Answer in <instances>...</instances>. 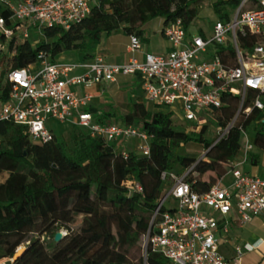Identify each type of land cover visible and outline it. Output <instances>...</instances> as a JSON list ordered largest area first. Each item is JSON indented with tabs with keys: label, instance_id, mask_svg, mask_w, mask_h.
I'll return each mask as SVG.
<instances>
[{
	"label": "trees",
	"instance_id": "trees-1",
	"mask_svg": "<svg viewBox=\"0 0 264 264\" xmlns=\"http://www.w3.org/2000/svg\"><path fill=\"white\" fill-rule=\"evenodd\" d=\"M240 1L219 0L214 7L220 12L221 4L237 7ZM196 3V0H99L91 14L69 30L45 27L35 44L30 38L5 41L4 46L0 45V101L8 97V72L36 63L40 51L57 61L61 53L78 50L83 53L82 60H89L95 57L103 35L118 29L142 36L145 26L156 18H162L164 26L181 18L185 27L190 28L199 15ZM0 15L9 17L11 11L0 5ZM200 33L203 35V30ZM239 100L238 95H226L225 104L215 112V121L220 126H226L234 117ZM250 104L248 99L244 106ZM172 116L167 107L148 109L143 103H134L130 112L116 120L137 125L152 135L149 155L131 149L125 155L116 142L92 137L89 131L75 155H70L56 135L49 142L34 143L25 125L0 121V137L6 144L5 149H0V172H9L0 182V259L9 257L6 264H170L150 245L139 262L129 257L130 248L150 230L157 204L165 187L171 184L169 174L180 175L192 168L188 180L193 189L205 191L216 183L217 177L227 173L241 149L243 131L254 122V143L264 150V110L253 109L244 115L213 146L205 137L208 124L191 134L176 130ZM98 120L104 122L103 117ZM192 140L206 145V157L198 160L175 155V148ZM247 160L259 163L254 156ZM163 172L168 174L166 179L162 178ZM208 172L216 176L212 175L210 181L202 180ZM112 179L137 182L143 190L114 188L110 185ZM79 215H83L82 224L72 229L70 225ZM61 228L68 233L56 242L55 234ZM47 233L52 240L47 239ZM25 242L23 254L12 260Z\"/></svg>",
	"mask_w": 264,
	"mask_h": 264
},
{
	"label": "built area",
	"instance_id": "built-area-1",
	"mask_svg": "<svg viewBox=\"0 0 264 264\" xmlns=\"http://www.w3.org/2000/svg\"><path fill=\"white\" fill-rule=\"evenodd\" d=\"M98 1L0 0V5L11 11L9 17L0 15V45L10 39L30 38L34 31L42 33L45 27L69 30L89 16ZM162 33L172 46L168 53H145L139 59L135 54L142 49L143 41L133 33L127 46L132 55L121 63L102 56L61 63L40 51L36 63L8 72L9 93L0 101V121L25 125L32 142L40 144L54 139L48 119L69 121L88 129L92 137L118 146L137 137L142 141L138 145L140 153L149 155L152 135L134 124L99 121L88 109L93 94L74 90V86L87 88L115 81L119 74L139 75L146 99L193 122V131L211 121L229 94L240 96L244 115L253 109L264 110V0H241L232 14H222L215 20L210 34H189L181 18L166 24ZM79 69L83 72L77 73ZM248 99L251 104L245 107ZM234 123L219 131L220 137L212 146ZM253 147L247 137L244 158L233 160L222 180L203 192L194 190L188 180L192 168L180 175L169 174L171 184L154 211L145 250L150 245L170 264H234V259L220 250V233L227 234L233 221L243 226L255 217L264 218V176L243 169ZM119 149L128 154L125 147ZM167 175L163 172L162 178ZM226 177L228 180H224ZM130 187L143 190L137 182ZM169 199L173 205L167 208ZM259 245V241L246 243L243 248L250 250ZM243 248H237L238 255Z\"/></svg>",
	"mask_w": 264,
	"mask_h": 264
},
{
	"label": "rangeland",
	"instance_id": "rangeland-1",
	"mask_svg": "<svg viewBox=\"0 0 264 264\" xmlns=\"http://www.w3.org/2000/svg\"><path fill=\"white\" fill-rule=\"evenodd\" d=\"M197 7L199 10V15L198 17L194 20L192 25L189 28V33L190 34H197L200 32V30H203V32L210 34L212 32V28L214 25V22L217 18H219L222 14H232L234 12V7L228 4H221L219 6L220 12H216V9L214 7V4L216 2H219V0H196ZM161 26H162V19L161 18H156L150 21L146 25V35L155 37L152 38L153 40H156V38H162L161 35ZM42 36L36 31L30 35V39L33 41L35 44L36 41H39ZM127 38L128 36L124 34L122 29L115 30L112 32L110 35H104L101 40V48H108L114 53H121L123 54L126 49V44H127ZM21 40H17V42H20ZM68 57L72 58V60L75 63H78L80 61V52L78 50H73L71 54ZM107 59H112L111 56L108 55ZM11 64L9 65V67ZM146 105L149 109H154L156 108V105H154L152 102L147 101ZM173 119V125L174 128L178 131H184L193 134V127L196 126L193 124V122L182 120L180 115L176 112L173 113L172 116ZM244 119V113L241 112V102L239 100L238 103V108L236 110V113L234 117L228 122L226 126H228L232 122L236 121H242ZM215 114L211 118V122H208V129L205 134V137L207 139H210L212 143H214L217 139L220 137V132L223 130L226 126H223L215 121ZM47 126L51 130H53L54 134L58 138L59 141L64 143L65 148L67 152L70 155H75L76 149L79 146V143L82 141L83 136L86 132H88V129L77 126L72 124L71 122H61L56 119L50 118L47 121ZM256 126V122H254L249 128L246 129V133H242L241 139H240V145L241 149L236 156L235 160H242L244 158V145L246 142L247 137H249L250 142L254 145L253 149L248 152V157L254 156L257 157L261 162H264V150L261 148L260 144L255 142V129L254 127ZM196 131L201 129L199 126L195 127ZM220 131V132H219ZM142 142L139 138L133 137L132 139H127L122 142V146L131 149L137 153H140V150L138 149V145ZM6 144L3 140L2 137H0V149H5ZM175 155H182V156H190V157H195L196 159L200 160L204 157L207 156V148L206 145L202 143H198L195 141H191L187 144H183V146H179L174 149ZM224 166H227L226 163H224ZM243 169L251 170V172L254 170L253 165L250 162L244 163ZM260 173H264V165H259ZM9 175V172L7 170H4L0 172V182L4 181ZM212 175L216 176V173H211L208 172L204 176L201 177L202 180L210 181L212 178ZM197 176V175H195ZM223 177H217L216 178V183L220 182ZM228 180V177L224 178V180ZM170 184V183H169ZM110 185L114 188H120L123 189L125 187L129 188L131 186V181H126V182H121L118 179H112ZM169 186L165 187V194L167 192ZM164 194V195H165ZM172 200L169 199L166 203L165 206L169 208L172 206ZM83 220V215H79L76 217V220L74 223H72L70 226L72 229H78L80 225L82 224ZM60 232H63L65 235L68 233L66 228H61L59 230ZM38 233L34 234L35 236ZM47 239L52 240L51 234L47 233L45 235ZM44 237L42 238V240ZM145 239L146 236H143L141 239L137 241V243L130 248L129 251V257L135 262H139L142 257L145 255ZM27 242L21 244L20 247H25ZM222 250V247H221ZM9 257H5L0 259V264L5 263Z\"/></svg>",
	"mask_w": 264,
	"mask_h": 264
},
{
	"label": "crops",
	"instance_id": "crops-1",
	"mask_svg": "<svg viewBox=\"0 0 264 264\" xmlns=\"http://www.w3.org/2000/svg\"><path fill=\"white\" fill-rule=\"evenodd\" d=\"M163 23L164 21L162 19V38H156V40L152 39L155 37L146 35L145 26L144 34L142 36L140 35L143 41V47L135 54L136 57L142 59L145 53H168L171 50L172 46L170 42L162 33L164 26ZM126 35L128 38L126 49L123 54L114 53L108 48L103 49L101 48V44H99L95 56H102L105 60L115 63L128 61L132 54L127 50L130 41V34ZM72 51L61 53L57 57V61L61 63H75L72 58L67 55L71 54ZM108 55L111 56L112 59H107ZM82 58L83 53L80 52V61ZM76 72L82 73L83 71L79 69ZM74 90L80 94L85 91H89L93 94V100L88 106V109L94 113L97 118L103 117L104 122L116 121L124 114L130 112L134 103H143L146 105V102L148 101L145 97L142 80L139 75L119 74L115 81H103L87 88L83 86H74ZM119 148L123 147L119 145ZM247 162L250 161L247 160L245 163ZM250 163L253 165L254 170L251 172V170L245 169V171L255 175L264 176V173L261 174L258 169L260 164L264 165V162L259 160L258 164ZM219 238L220 250L222 247L221 252L226 257L234 259V264H264V218L255 217L252 221L243 226L233 221L230 225V231L227 234L220 233ZM257 241L260 243L258 247L250 250L243 248L246 243L253 244ZM238 247L243 248L239 255L237 253Z\"/></svg>",
	"mask_w": 264,
	"mask_h": 264
},
{
	"label": "water",
	"instance_id": "water-1",
	"mask_svg": "<svg viewBox=\"0 0 264 264\" xmlns=\"http://www.w3.org/2000/svg\"><path fill=\"white\" fill-rule=\"evenodd\" d=\"M151 226H152V224H151ZM64 235H65V234H64L63 232L58 231V232L55 234V237H54L55 241H56V242L61 241V239L63 238ZM25 249H26L25 247H19V248L17 249L16 253L14 254V257H13L12 260H15V259H17L19 256H21V255L23 254V252L25 251Z\"/></svg>",
	"mask_w": 264,
	"mask_h": 264
}]
</instances>
